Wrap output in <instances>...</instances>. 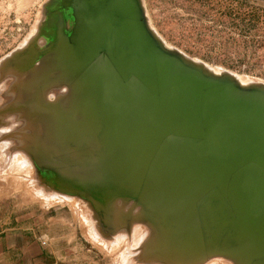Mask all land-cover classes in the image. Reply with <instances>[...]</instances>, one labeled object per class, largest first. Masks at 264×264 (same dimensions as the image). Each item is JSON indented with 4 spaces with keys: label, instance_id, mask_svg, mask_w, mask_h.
Segmentation results:
<instances>
[{
    "label": "water",
    "instance_id": "1",
    "mask_svg": "<svg viewBox=\"0 0 264 264\" xmlns=\"http://www.w3.org/2000/svg\"><path fill=\"white\" fill-rule=\"evenodd\" d=\"M30 39L3 62L21 90L0 125L42 111L26 132L41 184L104 236L145 227L137 262L264 264V83L167 47L142 0H48Z\"/></svg>",
    "mask_w": 264,
    "mask_h": 264
},
{
    "label": "rangeland",
    "instance_id": "2",
    "mask_svg": "<svg viewBox=\"0 0 264 264\" xmlns=\"http://www.w3.org/2000/svg\"><path fill=\"white\" fill-rule=\"evenodd\" d=\"M47 1L0 0V108L16 106L21 90L15 88L9 95L19 77L10 76L3 62L37 34ZM142 4L150 28L167 47L213 71L230 72L239 82L264 83V0H142ZM57 90L48 91L47 99L56 98ZM13 97L16 103L10 102ZM28 107L8 116L6 127L0 125V208L9 216H26V227L40 233L46 264H146L137 262L145 227L135 225L104 236L83 200L41 184L26 154ZM203 264L231 263L216 258Z\"/></svg>",
    "mask_w": 264,
    "mask_h": 264
},
{
    "label": "crops",
    "instance_id": "3",
    "mask_svg": "<svg viewBox=\"0 0 264 264\" xmlns=\"http://www.w3.org/2000/svg\"><path fill=\"white\" fill-rule=\"evenodd\" d=\"M40 236L26 227V216H9L0 208V264H46Z\"/></svg>",
    "mask_w": 264,
    "mask_h": 264
},
{
    "label": "bare ground",
    "instance_id": "4",
    "mask_svg": "<svg viewBox=\"0 0 264 264\" xmlns=\"http://www.w3.org/2000/svg\"><path fill=\"white\" fill-rule=\"evenodd\" d=\"M25 6H26V4H25ZM22 7H23V6H22ZM22 7H21V8H22ZM214 72H217V71H214ZM242 79H243V78H242ZM240 83H242V82H240ZM242 84H245V83H242ZM53 91H54V90H53ZM54 92H55V91H54ZM57 92H59V90H57ZM54 95H55V93H54ZM53 97H54V96H53ZM8 99H10V98H8ZM8 103H9V102H8ZM36 108H38V107H37V106H33V108L28 107V110L33 111V113H35L37 116H40L41 118H42V117H45L44 115L42 116V111L37 112V111L35 110ZM26 109H27V108H26ZM23 111H25V110H23ZM35 111H36V112H35ZM26 113H27V111H26ZM26 113H25V115H24V117H25L24 120H26V115H27ZM30 113H31V112H29V114H30ZM29 114H28V117H29ZM21 117H22V116H21ZM29 121H30V120H29ZM16 124H17V123H16ZM22 124H23V123H22ZM5 127H6V126H5ZM20 127H21V126H20ZM9 135H10V134H9ZM5 136H6V134H5ZM11 136H12V134H11ZM14 137H15V136H14ZM8 138H9V136H8ZM8 138H7V139H8ZM11 140H13V139L11 138ZM18 145H19V144H18ZM9 150H11V149H9ZM13 150H16V149H13ZM12 152H13V151H12ZM15 152H16V151H15ZM13 153H14V152H13ZM1 168H2V167H1ZM137 230H139V229H136V230H135V234H137V235L139 236L140 232H138ZM138 236H137V237H138ZM137 237H136V238H137Z\"/></svg>",
    "mask_w": 264,
    "mask_h": 264
}]
</instances>
